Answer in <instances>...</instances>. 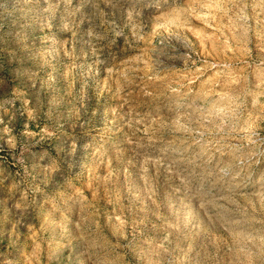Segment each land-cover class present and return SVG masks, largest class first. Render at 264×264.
<instances>
[{
	"label": "rangeland",
	"instance_id": "obj_1",
	"mask_svg": "<svg viewBox=\"0 0 264 264\" xmlns=\"http://www.w3.org/2000/svg\"><path fill=\"white\" fill-rule=\"evenodd\" d=\"M0 264H264V0H0Z\"/></svg>",
	"mask_w": 264,
	"mask_h": 264
}]
</instances>
